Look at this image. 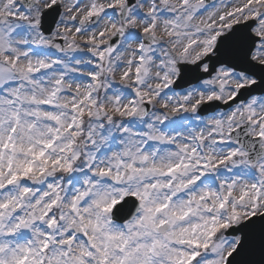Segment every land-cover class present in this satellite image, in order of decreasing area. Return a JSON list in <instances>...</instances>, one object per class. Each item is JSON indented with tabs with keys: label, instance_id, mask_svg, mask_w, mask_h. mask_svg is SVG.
<instances>
[{
	"label": "snow or ice",
	"instance_id": "1",
	"mask_svg": "<svg viewBox=\"0 0 264 264\" xmlns=\"http://www.w3.org/2000/svg\"><path fill=\"white\" fill-rule=\"evenodd\" d=\"M0 264H264V0H0Z\"/></svg>",
	"mask_w": 264,
	"mask_h": 264
}]
</instances>
